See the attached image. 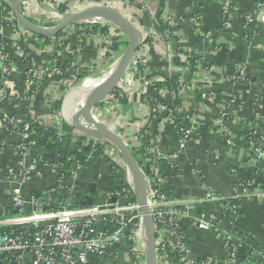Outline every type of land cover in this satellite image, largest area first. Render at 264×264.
<instances>
[{"label": "built area", "instance_id": "built-area-1", "mask_svg": "<svg viewBox=\"0 0 264 264\" xmlns=\"http://www.w3.org/2000/svg\"><path fill=\"white\" fill-rule=\"evenodd\" d=\"M34 1L40 4L39 11H34L32 5ZM65 1L44 0L47 5V10L45 9L44 13L41 0H24L20 10L36 24L51 27L67 14L72 13L70 10H67L66 13H61L58 10L57 6ZM2 3L9 5V0H0V5ZM228 4V0H222L221 17L224 28L230 26ZM256 8L258 14L263 15L264 0H258ZM166 19L170 28L189 25L195 33L198 32L200 24L198 13L177 19L167 16ZM14 22L11 12L3 15L2 9L0 10V39L2 40L0 43V122L7 127L10 125L20 129L18 136H14V139L10 138L5 144L6 146L8 143L19 144L12 148L7 146L16 160V170L14 172L7 171L5 179L11 182L16 176L26 181L34 178L42 179L44 174L49 172L54 178L51 177L53 182L47 191L52 194L53 202L44 208L41 198L33 196L29 201L32 208L29 214L10 215L1 221L3 229L0 232V264H145L142 215L134 199L130 175L125 169L119 153L112 145L87 137L93 145H99L102 148L101 158L108 159L113 174L112 186L115 189L107 190V188L95 193L92 196L93 203L90 205L83 204L69 208L70 205L78 204L81 197L86 201L88 195L86 193L78 195L73 183H65L66 179H69L68 171L67 175L57 183L56 164L53 162L56 156L53 159H48L51 161L48 170L45 173H40L38 166L42 163L41 158L31 151V147L35 143L24 144L30 134L26 122L33 120L34 104L38 99L40 89L50 84L55 90V94L58 93L59 98L62 97L64 100L70 96L72 90L76 89V92H79L85 89L87 87H84L86 80L102 81L111 72L117 60L97 75L92 74L85 64L89 48L99 44L102 54L109 56L113 50V39L118 38L119 40L123 37L126 41V38L121 31L115 29L108 22L102 19H93L68 27L59 38H57L58 36L52 38L51 43L47 44ZM255 22L253 16L245 14L242 28H247V33H251ZM7 32H10V35H6ZM201 33V36L204 37L211 36L209 32ZM22 34L28 35L36 43L37 51L42 56L37 57L40 60L32 57L33 54L30 52L22 51L20 47L13 50L8 48L7 42H18L23 36ZM245 36L248 37V35ZM143 43L136 51L129 69L132 68L136 74L140 75L141 93L146 101V94L152 86V82L160 80V78L148 72L146 68L145 57L142 53ZM47 45H51L49 53L44 51ZM8 55H11L15 60L8 61ZM199 63L201 62H198L197 66L200 65ZM139 66L143 71L141 74L138 70ZM129 69L122 79L128 76ZM246 70L245 65L240 63L236 66L233 74L223 75L222 82L231 86L248 84ZM13 71H17L19 79L15 83H10L9 75ZM22 77L24 83L21 85ZM178 81L176 94L180 99L178 105H174V102L171 101L175 95L167 90H161L159 94L164 98V102H151V111L153 113L160 112L149 124L147 119V132L138 131L135 143L130 142L133 141L132 138L125 137L120 133L128 147L136 153L135 159L139 160L141 169L149 183L147 205L155 226L157 259L159 264H235L237 256L234 255L233 249L241 246H232L231 238L227 237L226 233L235 229L238 217H236L234 207L229 206V203L230 201L235 203L233 199L236 197L219 198L214 193H210L211 198L219 205V211L223 208L224 212L206 217L205 214L197 211L199 203L180 200L173 195L170 189L167 170L176 166L181 152L189 142L194 140L196 133L193 114L182 113L180 108L185 89L181 79ZM243 82L245 84H242ZM76 83L79 84L78 87H75ZM48 90L51 93V89ZM216 93L217 91L209 90L205 96L208 100L216 101ZM224 95L221 101L217 100L221 103V109L217 113L218 119L213 128L224 143L228 147H232L230 137L233 124L226 118L231 113L239 121L237 116L239 100L238 94L235 92L230 91ZM42 98L49 110L53 111V116L58 118L60 109L55 110V102L58 97L51 99L47 95ZM111 98L112 96H109L105 102ZM17 101L21 103L19 120L15 114L6 112L8 107ZM113 102L111 101V103ZM104 103L96 105L92 110V116L96 121H102L100 110ZM148 106L150 105L148 104ZM59 118L57 120L58 129L62 122V119ZM178 121L181 123L180 128L177 127ZM40 123H37L40 127L47 128ZM23 124L25 125L23 126ZM164 124L170 125L174 130L175 147L173 149L163 135ZM76 137L78 136L73 138L74 144H76L75 148L79 141ZM225 138L227 139L225 140ZM46 140L49 143H55L59 141V137H47ZM246 141L249 150H253L258 155L262 152L261 148L249 141L248 138ZM139 149H142L144 153H140ZM114 155L119 158L118 161L116 158L114 159ZM94 160L92 157H88L84 164L81 165L77 162L76 164L87 167ZM8 195L12 208L15 211L23 210L27 200L24 199L20 186L11 187ZM112 200L114 201L112 202ZM226 212L232 213V218L229 221L230 229L224 230L220 228L219 224L220 219L227 215ZM186 223L201 231L214 230L220 240V246L224 244V247L221 246V248L228 252V256L223 261L211 257L191 259L188 256L187 235L184 230ZM258 247H263V245L259 244Z\"/></svg>", "mask_w": 264, "mask_h": 264}, {"label": "crops", "instance_id": "crops-1", "mask_svg": "<svg viewBox=\"0 0 264 264\" xmlns=\"http://www.w3.org/2000/svg\"><path fill=\"white\" fill-rule=\"evenodd\" d=\"M73 1V2H72ZM258 0H228V15L230 26H222V0H71L70 12L78 8L91 6H108L113 8L131 20L143 37L146 68L148 72L159 78L181 79L184 83L185 92L181 99L180 108L182 113L193 114V122L196 127L194 140L188 143L177 161L176 166L167 170L170 180V189L173 195L189 202L200 205L199 213L206 217L219 215V205L211 198L214 193L219 198L236 197L233 201L237 204L241 213L236 224L250 233L248 244L258 245L257 241H264V141L257 144L261 148L258 155L253 150L244 147H228L224 141L214 132L217 121V113L221 109V103L208 100L205 96L209 90L219 91L222 89V77L225 67L235 62L245 65L251 73V81L245 85L230 86V91L238 94L237 116L244 130L258 128L264 134V14H258L256 3ZM41 6L47 10L44 0ZM34 11H39L37 1L32 2ZM41 11V10H40ZM198 13L200 24L198 32L191 30L189 25L170 28L166 17H188L192 13ZM241 14H248L255 18V33L247 37L243 33L239 21ZM201 32L211 33L210 37L201 36ZM10 32L6 33V35ZM20 37V40L10 41L8 48L13 50L20 47L22 51L30 52L36 57L41 56L37 51L36 43L28 35ZM118 40V39H117ZM119 41V42H118ZM117 42L118 49L112 50L109 56L102 54L100 45L89 48L85 64L92 74L97 75L100 71L114 63L126 47V41L122 37ZM50 46L44 49L49 53ZM181 49V50H180ZM184 54V55H183ZM42 57V56H41ZM198 62L200 65L197 66ZM192 63L196 66L192 68ZM19 79L17 71L9 75V82L15 83ZM138 74L132 68L128 76L120 82L118 98L112 96L101 105V120L107 127L125 137L132 138L146 125L150 114L148 104L141 93V84ZM51 89V93L48 89ZM73 90L70 92L71 95ZM51 99L58 97L57 102L62 103V97L51 85H45L40 89L38 99L34 104L33 120L46 127H56L58 118L53 116V111L47 107L44 96ZM114 101L111 103V101ZM256 104L254 123L250 122L251 104ZM20 101L8 107L7 113L21 115ZM59 118V119H60ZM235 126V125H233ZM163 135L175 147L174 130L170 125L164 124ZM18 136L12 133L8 127L0 122V145H5L10 138ZM73 137L65 139L62 150H70L74 146ZM60 141V139H59ZM167 148V147H166ZM168 149V148H167ZM34 154H41L50 159L53 155L51 148L43 151L37 145H32ZM116 156L114 155V159ZM9 148L0 150V232L3 229L1 221L10 215L29 214L32 208L29 204L33 196L40 197L43 207L46 208L53 202V196L48 192L52 185L49 172L42 179L34 178L29 181L16 176L14 181H7V171L16 170V162ZM234 166L236 171H228L227 166ZM251 176V179L248 177ZM54 178V176H53ZM68 178L65 183H73L77 194H90L91 184L96 185L95 193L104 191L112 186V173L108 159L98 158L87 167L72 163L68 170ZM239 179H244L243 184H236ZM20 186L24 199L27 200L23 210L15 211L11 204L8 191L11 187ZM94 193V194H95ZM238 196L243 200L238 201ZM11 209L14 211L11 214ZM227 213V212H226ZM232 213H227L220 219V228L230 229L229 221ZM184 230L187 235L188 256L191 259L211 257L223 261L228 252L221 248L220 240L214 230L201 231L191 224H185ZM1 245V237H0ZM234 255L240 257L244 253L243 247H235ZM1 261V254H0Z\"/></svg>", "mask_w": 264, "mask_h": 264}, {"label": "water", "instance_id": "water-1", "mask_svg": "<svg viewBox=\"0 0 264 264\" xmlns=\"http://www.w3.org/2000/svg\"><path fill=\"white\" fill-rule=\"evenodd\" d=\"M23 1L9 0L10 12L17 25L37 37L52 39L70 26L79 25L93 19H102L121 31L126 38V47L108 76L102 81L64 99L60 106V116L72 131L93 140L105 141L117 150L125 169L130 175L134 199L142 215V239L145 247L144 263L159 264L156 251L155 226L147 205L150 190L147 177L121 134L107 127L104 122L96 121L92 116L94 107L104 103L109 95L119 87L124 74L133 62L136 51L143 43L141 32L131 20L117 10L100 5L72 12L55 25L43 27L28 19L21 12L20 6ZM95 190L96 185L91 184L90 194L94 195ZM92 203L93 197L90 196L86 199L85 204L90 205Z\"/></svg>", "mask_w": 264, "mask_h": 264}, {"label": "trees", "instance_id": "trees-1", "mask_svg": "<svg viewBox=\"0 0 264 264\" xmlns=\"http://www.w3.org/2000/svg\"><path fill=\"white\" fill-rule=\"evenodd\" d=\"M70 2H71V0H66L65 3L59 4L57 6L58 10L61 13H66L67 10H70V7H71ZM194 2L196 4L198 2V0H194ZM85 8H83V9H85ZM1 9H2L3 15L10 12V7L6 3H2L0 5V10ZM83 9L78 8L77 11H81ZM193 14H195V12ZM244 17H245V14H241L239 17V21H240L241 25H243V23H244ZM256 24H257V21L255 22V25ZM246 29L245 28L243 29L244 35H248V38L253 36V34L255 33V30H254L255 27L253 28L251 33H247ZM60 36H61V33H60V35H58L57 38H59ZM38 38H40L41 40H44V42L47 44L51 43V39H45L42 37H38ZM117 39L118 38L113 39V50L118 49L119 43L116 41ZM0 43H2L1 39H0ZM32 57H34L36 60H40L39 58H37L34 55H32ZM8 58H9L8 61L15 60V59H13V57L11 55H8ZM238 64H240V62H235L233 64L227 65L225 67L226 69H225L224 75L233 74L235 72V68ZM195 66H196V64L192 63V68ZM138 70H139L140 74L143 72L142 68L140 66L138 67ZM138 77H140L139 74H138ZM246 78H247L248 82L251 81V73L249 70H246ZM178 80H179V78H177V77L160 78V80L152 82V86L149 88V90L146 94V102L150 105L149 106L150 114L148 116V124L151 121H153L154 117L157 116L160 112V111H156L155 113H153L151 111V109H152L151 102H154V101L164 102V98L159 94V91L167 90L169 93L175 95L173 100L171 99V101L174 102V105H178L180 103L179 97L176 96L177 88L179 85ZM22 83H24L23 77L21 78V85H22ZM242 84H245V82H243ZM120 85L121 84H119V87H120ZM230 86L231 85L227 84L226 82L223 83L221 86L222 89H220L216 93V100L221 101L225 96L224 93L230 92ZM119 87H117V89H115L112 92V95L115 96L116 98H118V96H119V92H120ZM118 99L120 100V102H123L121 98H118ZM60 106H61L60 103L56 101L55 102V110H59ZM255 110H256V104L253 102L251 104L252 113H251L250 119H249L251 123H254ZM226 119L233 125L237 124L235 126H232V129H231L232 130V136L230 137V140L232 142L233 148L244 147L247 144V141H246L247 138L249 141L253 142L256 146L258 143H261V141H264V134L258 128L254 127L250 131L244 130L240 120L237 121L231 113H230L229 117H227ZM26 124L29 126L30 134L26 138V141L24 144H29V143L33 142L37 145V147L42 148L43 151L44 150L47 151L48 148H51V151H53V155L50 159H53V157L56 156V158L53 162L56 164V170H57L56 181H57V183L59 182L60 179H62L63 177H65L67 175V171L69 170V167L72 163L77 162V163L82 165L86 162L88 157H92V159H95V160L98 158H101L102 148L99 145H93L92 141H89L87 139V137H85V136H83V135H81L75 131H72V129L70 127H68L63 121L59 125L60 128L59 129L57 128L58 131H56L55 126L42 128L37 123H35L34 120H29L26 122ZM148 124L145 125L140 130V132L146 133L147 128H148ZM24 125L25 124H23V126ZM177 127L178 128L181 127V123L179 121L177 123ZM8 128L10 129V131L12 133H18L20 131V129L13 128L10 125H8ZM72 135L78 136L76 138L79 139L76 148L73 146V148L70 150H62L65 139L69 136H72ZM47 137H51V138H55V137L58 138L59 137L60 141H56L55 143H49L46 140ZM73 138H75V137H73ZM226 139L227 138H225V140ZM18 145L19 144H17V143H8L7 146L9 148H12V147H17ZM74 145H76V144H74ZM7 146L6 145H0V150L6 149ZM139 152L144 153L142 151V149H139ZM133 155L136 158L135 152H133ZM39 157L41 158L42 163L38 166V170L40 171V173H45L48 170L51 161H49L47 158H45L41 154H39ZM137 162H138L139 166L141 167L139 160ZM165 168H168V167H165ZM234 168L235 167L231 166V165L227 166L228 171H230V170L236 171V169H234ZM248 179H251V176L248 177ZM244 182H245L244 179H239L238 182H236V184H243ZM114 189H115V187L111 186L107 190H114ZM241 200H243V197L238 198V201H241ZM83 204H85V199L81 197V200L78 204L70 205L69 208L76 206V205H83ZM229 206L234 207V210L236 212V217L239 218L241 213L239 211L237 204L230 201ZM223 212H224V209L223 208L220 209V213L222 214ZM13 213H14V211L11 209V214H13ZM226 236L231 238V242H232L231 245L232 246H241L244 248L243 255L235 258V264H264V241L256 240L258 245L259 244L263 245V247H260V248L258 247L257 244L256 245L248 244L247 240L250 237V233L246 229L238 226L237 224H235L234 230L226 233ZM221 246L224 247V244H222Z\"/></svg>", "mask_w": 264, "mask_h": 264}, {"label": "bare ground", "instance_id": "bare-ground-1", "mask_svg": "<svg viewBox=\"0 0 264 264\" xmlns=\"http://www.w3.org/2000/svg\"><path fill=\"white\" fill-rule=\"evenodd\" d=\"M96 83H98V82L97 81H92V80H86L85 83H84V85H85L84 87H86V86L88 87V86L94 85Z\"/></svg>", "mask_w": 264, "mask_h": 264}, {"label": "rangeland", "instance_id": "rangeland-1", "mask_svg": "<svg viewBox=\"0 0 264 264\" xmlns=\"http://www.w3.org/2000/svg\"><path fill=\"white\" fill-rule=\"evenodd\" d=\"M78 86H79V84H78V83H76V84H75V87H78ZM72 87L74 88V86H72ZM73 88H72V89H73ZM75 93H76V89H75V90H73V92H72V94H71V95H73V94H75ZM71 95H70V96H71ZM68 97H69V96H67L66 98H68ZM145 102H146V101H145ZM146 103H147V102H146ZM129 137H130V136H129ZM116 160L118 161V160H119V158H118V157H116ZM122 255H123V254H122Z\"/></svg>", "mask_w": 264, "mask_h": 264}]
</instances>
